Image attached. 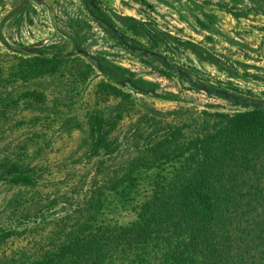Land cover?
Here are the masks:
<instances>
[{
  "label": "rangeland",
  "instance_id": "rangeland-1",
  "mask_svg": "<svg viewBox=\"0 0 264 264\" xmlns=\"http://www.w3.org/2000/svg\"><path fill=\"white\" fill-rule=\"evenodd\" d=\"M103 1L108 12L127 19L126 24H120L116 18H109L135 45L166 55L178 68L202 84L214 88L226 86L231 93H236L231 83L220 84L212 80L217 76L211 77L208 70L213 68L222 74L230 72L235 78L240 74L242 81H260L251 73L260 68L245 65L241 49H235V59L227 58L226 52L222 57L225 60H219L213 52L223 48L210 47L209 50L190 42L171 46L165 42L164 36H152L149 26L140 29L135 22L152 24L154 6L164 18L167 11L164 6L174 0ZM192 1L200 4L195 5L198 7L207 5L206 12H213L219 22L224 20L223 32L230 31L231 22L218 12L216 0ZM220 1L239 5L238 10H264V0ZM81 10L79 0H44L39 9L31 4L17 3L0 27V165L7 160L32 168L41 176L32 185L0 182V228L12 226L21 232L29 227L31 231L0 245V258L10 257L19 262L23 254L28 257L31 250L35 251L26 250L27 241L34 243L42 238H55L54 225L61 221L64 212L72 210L73 204L78 207L79 202L84 206L90 177L98 170L96 160L105 158L109 166L135 158L138 151L144 150L149 141L146 136L152 128L160 135L168 126H177L188 137V134L197 132L203 121H213L203 112L232 115L240 110L222 98L194 90L184 79L169 73L165 66L130 54L118 45L115 38L99 30L86 15H82ZM41 19L51 30L37 27L36 24L43 25L39 22ZM254 22L262 24L257 20ZM196 27L203 29L205 26L199 22ZM53 29L63 36L64 42L72 43L67 52L76 46L88 58L98 61L99 66L93 67L81 54L54 60L55 50L64 46V42L40 43L41 38L51 41L57 36ZM258 36L252 37L253 42L259 39ZM4 38L10 39L12 46L5 43ZM3 44L9 46V52ZM25 48L38 50L41 57L26 55ZM262 52L261 59H264V48ZM245 56L254 59L259 56L258 49L248 51ZM34 58L36 62L49 63L41 69L21 64L22 61L29 64ZM250 68L252 71L247 72ZM123 72L150 85L157 80L154 74L167 77L155 86L159 99L133 94L121 100L114 90L120 89L115 83L119 80L118 75L122 78ZM112 116H117V123L105 139L111 149L106 154L105 151L90 153L94 125L97 126L100 119H111ZM171 166L172 163H159L152 168L133 171L137 187L130 193H125L124 186L109 192L97 221L127 224L136 220L139 205L146 195L151 194L154 176L171 171ZM20 211L24 215L31 214V217L19 218Z\"/></svg>",
  "mask_w": 264,
  "mask_h": 264
},
{
  "label": "trees",
  "instance_id": "trees-1",
  "mask_svg": "<svg viewBox=\"0 0 264 264\" xmlns=\"http://www.w3.org/2000/svg\"><path fill=\"white\" fill-rule=\"evenodd\" d=\"M33 60L21 64L41 69L49 63ZM125 86L128 92L114 90L121 100L139 93L135 84ZM229 99L242 103L241 110L203 112L213 121H203L188 137L177 126L160 135L152 128L135 158L109 166L105 158L96 160L84 206L79 202L64 212L54 225L55 238L27 241L26 250H35L30 256L23 254L19 262L0 258V264H264V110L237 96ZM116 119L94 125L90 153H108L111 144L105 139ZM159 163L173 166L154 176L136 220L97 221L109 192L124 186L130 193L137 187L133 171ZM0 170L4 183L32 185L41 177L7 160ZM19 213V218L31 217ZM11 228H0V245L30 231Z\"/></svg>",
  "mask_w": 264,
  "mask_h": 264
},
{
  "label": "flooded vegetation",
  "instance_id": "flooded-vegetation-1",
  "mask_svg": "<svg viewBox=\"0 0 264 264\" xmlns=\"http://www.w3.org/2000/svg\"><path fill=\"white\" fill-rule=\"evenodd\" d=\"M43 2L44 0H0V27L2 22L6 21L8 16L12 13L17 3H23L27 6L31 4L35 9H39V7L42 6ZM79 3L82 7V15H86V17H88L99 30L115 38L118 45H120L123 49H125L130 54L145 57L151 61L153 60L154 62L158 63V65L165 66L169 73L174 74L179 79H184L185 82L188 83L194 90H199L202 94L210 97L212 96L222 98L229 104H232L230 101H228L230 100L229 98L231 96H237L238 98L245 99L246 101L264 104V59H261L263 56L262 50L264 48V10L255 11L250 8L247 10H238L236 9V7H238L239 5H230L228 3H222V1L219 2V0H216V9L218 10V12L223 13L224 16H227V20L230 21L232 25L230 31L227 33H224L222 30V22H224V20L219 22L218 18L213 12H206L207 9H209L207 5L203 4L198 7L195 5L200 4H197L192 0L190 2L188 0H174L169 4L167 3L164 6L167 10L165 12L166 14L164 18H161V16L159 15V9L156 10L157 8L156 6H154L155 11L154 18L152 19V24H144L143 22L135 20L140 29H144L146 26H149V29L152 32V36H164L165 42H167V44H170L171 46H175V44H186L187 42H190L195 46H203L204 48L209 50H211L210 47L223 48L222 51H212L215 56L219 58V60H225L222 57H224L226 52H228L227 58L229 57L230 59H235V49H241L244 54L243 57L245 58V65L253 64L254 67L260 68L257 72H251L256 75V78L260 79V81L255 82L251 80L250 83L248 81H242L243 77L240 74L237 75L238 78H235V76L230 75V72L227 71L223 72L224 74H222L213 67L212 71L208 70V73L211 77L217 76L216 78H212V80H217L220 84L231 83V86H235L236 93H231L226 86H224V88H214L209 84H202L193 76L187 74L184 70H181V68H178L166 55H162L159 52L146 49L143 46L135 45L131 41V38L122 29L117 27L114 20H110L111 17H113L116 18L117 22H119L120 24H126L127 19L123 17H117L115 14H112L111 11L108 12L107 4L103 0H79ZM63 5L65 7L68 6V4ZM39 16L40 15H37V17ZM255 20L262 22V24L256 25L254 22ZM39 22L43 23V25L36 24L39 29L47 27L51 30L48 23H44L42 19L39 20ZM199 22L204 24L205 27L203 29H199L196 27V24H199ZM113 30L121 35L123 39L127 43H129V46L121 42ZM52 31L56 33L57 36H55L51 41L48 40L49 38H41V44H45L48 42L52 44L60 43L61 41L64 42V40L62 39L63 36L61 34H57L54 29ZM257 34H259L260 37L258 36L259 39L256 42H253L252 37H256ZM4 39L5 43L12 46L10 39ZM7 44H3L2 46H4V49L9 52V46ZM64 44V46H60L55 50V54L53 55L54 60L60 58L65 59L74 54H81L87 58V61L91 62V65L93 67L99 66L98 61L88 58L85 54H83L82 51L76 48V46L71 52L70 50L69 52H67V50L70 49L69 47L72 46L71 42L65 41ZM132 47L137 48L140 51H136L132 49ZM257 49L260 57L257 56L254 57V59H250L248 58V56H245V53H248V51ZM24 50L26 52V55L37 58L41 57L39 55L40 52L38 50H35L34 48H25ZM156 55L165 58L167 62L157 57ZM202 67L206 70L205 66ZM117 71L121 72L119 70ZM249 71H252L251 68L247 70V72ZM100 74H103V72L101 71ZM153 76L157 80L152 82L151 86L150 84H147L148 82L139 81L138 79L132 77L130 73L123 72L122 78H120L119 75L117 76L119 80L117 81V83H115V85L123 91H127L128 89L125 84H129L131 86L132 84H135L138 87L133 88L137 89V92H139L136 95H143L159 99V95H157L156 93L157 88L155 90V86H158V83H160L167 77L165 78L160 74H154ZM245 79L250 80L249 78ZM216 91H222L223 94L216 93ZM240 94H242L243 96H239ZM255 96L259 97L254 98ZM241 104L242 103L232 105L241 110Z\"/></svg>",
  "mask_w": 264,
  "mask_h": 264
},
{
  "label": "water",
  "instance_id": "water-1",
  "mask_svg": "<svg viewBox=\"0 0 264 264\" xmlns=\"http://www.w3.org/2000/svg\"><path fill=\"white\" fill-rule=\"evenodd\" d=\"M113 31H114V30H113ZM114 33L116 34V36L118 37V39H119L121 42H123L125 45L129 46V43H127V42L123 39V37H122L121 35H119L116 31H114ZM132 49H134V50H136V51H140L139 49L134 48V47H132ZM147 53H148V52H147ZM149 54H151V53H149ZM156 56L159 57V58H161V59L164 60L165 62H167L165 58H163V57H161V56H158V55H156ZM206 91H207V90H206ZM216 93L223 94L222 91H216ZM248 105H249L250 107H252V108L262 109V110H264V104H262V103L249 102Z\"/></svg>",
  "mask_w": 264,
  "mask_h": 264
}]
</instances>
